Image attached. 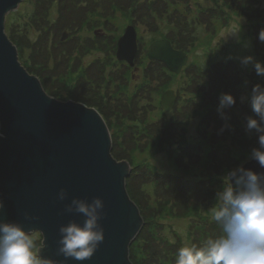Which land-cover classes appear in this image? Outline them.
<instances>
[{"label": "rangeland", "instance_id": "1", "mask_svg": "<svg viewBox=\"0 0 264 264\" xmlns=\"http://www.w3.org/2000/svg\"><path fill=\"white\" fill-rule=\"evenodd\" d=\"M38 1L41 0H24L14 12L9 13L12 14L9 22L11 31L20 33V36L13 34L14 39L12 38L17 44L20 58L32 74L42 79L50 93L61 95L64 101L74 100L68 98L73 96L77 98L76 100L97 107L107 118L111 135L116 137L120 135L121 138L122 135L124 137L132 135L138 138L136 141H133L135 138L127 141L118 140L114 147L119 153L132 155L131 163L126 161L128 165L149 166L153 170L152 173L158 177L168 175L178 177V181L189 178L198 182L203 181L206 178V171L213 167H209L210 158L225 154L227 158L216 166L223 172L219 176L223 180L232 169L231 166L241 164L240 156L244 155V159L250 158L252 149L259 148L257 133L255 130L248 131L246 123L248 117L258 119L252 112L249 96L253 86L257 84L264 86V76L256 74L253 63L245 65L241 61L250 56L253 62L264 65V41L259 39L260 32L264 31V0H176L175 3L179 5L178 9L183 14L188 8L185 14L188 27H182L180 35L181 46H185L188 52L185 53L187 63L178 74L168 71L163 66L164 75L152 76V85L155 86L149 85L144 88L140 100H133L131 96L145 78L146 70L143 68L148 60L147 48L156 40V25L157 33L161 36L159 39H165L164 36L168 34L166 28L167 30L168 27L171 28L169 25L163 27L164 31L160 25L162 21L159 16L163 11H155L151 5H142L144 0H136L137 3L140 2L135 5L138 6L136 8L143 10L148 7L153 12L144 20L132 23L130 14L134 5L125 6L120 2L122 10L117 9L112 13V8L116 6L105 4L104 0H97L96 3H93L94 0H87L78 5L81 14L77 16L75 13V18L68 19L62 29L42 31L41 27L35 28L34 25H30L28 19L30 20L32 14L45 16L48 11L49 23L54 25L57 20V8L50 6L51 1L46 0L47 4L42 11V7H38ZM146 1H154L158 6L157 0ZM161 2L163 1L160 0V6ZM171 5L174 3L170 4L169 8ZM71 7L63 6V10H69ZM193 17L197 18L200 24L191 25L189 20ZM217 17L216 23H209L210 18L212 22ZM128 25L132 26L136 33V54L141 50L146 57L142 65H139L140 57L136 58V55L132 67L116 60L117 41ZM25 29L29 38L21 35ZM113 40L116 41L114 51L111 48ZM142 41L144 44L139 46ZM221 56L225 59L222 93L216 95L213 80L211 86L206 85L205 88L202 86L209 82L207 76L200 78L197 84L188 82L190 79L194 80L192 76L197 73L196 68L211 67L210 69L214 70L218 67L220 64L218 58ZM115 61L121 63L115 65ZM120 72L124 77L118 75ZM92 75L103 76L104 79L93 78L89 81V76ZM162 81L168 84L161 89L159 85ZM184 84L188 87L185 88ZM167 90L173 91L174 102L172 107L165 111L160 102L162 94ZM222 94H230L236 101L232 107L224 111L225 115L232 113L237 117L235 130L225 129L221 132L223 125L216 121L218 119L215 110L218 109L219 97ZM203 98L209 99L206 107L207 116L199 107ZM129 99L132 104L128 102ZM186 100H191L187 116L183 111V107L188 104H183ZM136 110H139L140 114ZM177 113L185 116L180 114L175 118ZM112 138L114 139V136ZM190 144L198 146L195 152L186 150L185 146ZM211 148L219 151L212 152ZM219 152L223 154H218ZM139 173L138 171L136 174L133 173L130 180L132 182L128 184L127 180V184L130 193L138 202L143 223L147 225L150 222L155 229L158 223L162 227L160 234L165 236L170 244L178 243V249L186 243L191 244L189 225L198 220L191 221L172 214L171 209L168 210V204L158 207L157 200L160 199L147 188L156 180H147L144 174ZM217 184L222 186V182ZM219 189L218 187L213 191L209 190L201 197L196 196L201 202L200 205L207 203L204 209L201 208L203 210L198 217L201 214L211 217V209L214 207ZM142 227L145 229V226ZM31 234L36 241L37 249L41 244V237L38 233Z\"/></svg>", "mask_w": 264, "mask_h": 264}, {"label": "water", "instance_id": "2", "mask_svg": "<svg viewBox=\"0 0 264 264\" xmlns=\"http://www.w3.org/2000/svg\"><path fill=\"white\" fill-rule=\"evenodd\" d=\"M22 1L0 0V222H16L26 232L38 233L37 253L56 264H132L129 246L144 219L125 186L130 166L112 158L111 129L97 107L51 96L42 79L26 68L17 44L5 33L6 16ZM136 48V33L128 25L117 41L116 60L132 67ZM146 57L174 74L187 63L186 54L166 39L153 41ZM173 102V91H165L162 109L169 110ZM241 166L264 173L252 159ZM61 188L67 192L63 202L57 200ZM93 197L104 202L103 243L91 259L66 260L57 252L58 229L84 218L65 213L64 206L72 198L91 202Z\"/></svg>", "mask_w": 264, "mask_h": 264}, {"label": "clouds", "instance_id": "3", "mask_svg": "<svg viewBox=\"0 0 264 264\" xmlns=\"http://www.w3.org/2000/svg\"><path fill=\"white\" fill-rule=\"evenodd\" d=\"M238 31V30H237ZM236 31V32H237ZM264 41V31L259 34ZM241 63H253L258 76H264V65L245 57ZM230 94L219 97L218 113L227 121L224 109L235 104ZM252 112L258 117L247 118L248 131L255 130L259 148L251 151L250 159L264 168V86H253L249 96ZM230 128L227 122L220 129ZM67 199L61 188L57 200ZM216 204L211 209V218L219 226L221 235L207 239L202 245L185 244L176 254L174 264H264V173H256L238 166L223 177L221 188L215 196ZM4 207L0 201V210ZM64 212L83 216L82 223L70 220L58 229L57 252L66 260L85 261L91 259L104 240V229L100 221L104 218V202L93 197L91 202L72 198L64 206ZM35 220L36 217L25 216ZM33 235L16 222H0V264H56L42 258L36 251Z\"/></svg>", "mask_w": 264, "mask_h": 264}, {"label": "trees", "instance_id": "4", "mask_svg": "<svg viewBox=\"0 0 264 264\" xmlns=\"http://www.w3.org/2000/svg\"><path fill=\"white\" fill-rule=\"evenodd\" d=\"M51 3L49 4L50 6H54L56 9V15H57V20L54 22V25L52 23H49V19L48 17V11L47 14L45 16H43V14L41 15H33L30 17V20L28 19L27 22L30 23V25H34L35 28L36 26L41 27V30H45V31H59L60 29H62V27L66 26L67 20L74 17L77 14V16H79L81 14V9L80 7L78 8V5L87 2V0H50ZM158 1V6L154 3V1H146L144 0V2H142V5H151L155 11H163V14H161L160 19L162 22H160V25H162L163 27H167L168 25L171 27H168V30L166 28L167 31V35L164 36L165 39H167L169 41V43L171 44V46L176 49V50H180L183 51L184 53H188L187 49H185V46H181V40H180V35L182 32V27H188V21H187V16L185 15L188 11V8H186L185 13L183 14V12L178 9L179 5L175 3L176 0H161L163 1V3L161 2L162 6L159 5L160 0ZM39 2V1H38ZM97 0H94L93 3H96ZM122 2L125 6H133L134 5V9L132 10L131 14L132 18L131 21L132 23H136L137 21H139L140 19L144 20V18H147L148 16H150L153 11L150 10V8L145 7L143 10L141 8H136L138 6V3H140L138 1V3L136 2V0H104V3L110 6H116L112 8V13H114L115 11H117V9H121V7L119 6V3ZM174 3V5H171V8H169V5ZM47 2L46 0H41L39 2V6L38 7H42V11L44 10L45 6H46ZM131 4V5H130ZM66 5H71L72 7L69 10H63V6ZM141 9V10H139ZM122 10V9H121ZM41 11V12H42ZM76 13V14H75ZM219 14V13H218ZM12 14H8L5 18V33L8 36V38L10 39H14V35L16 34L14 31H11L9 22H10V16ZM8 18V20H7ZM166 22H165V19ZM153 19V18H152ZM211 19L209 20V23H216L218 20V17L215 19V21L211 22ZM191 22V25L193 23H199L200 21L197 22V18L193 17L189 20ZM40 24V25H38ZM52 24V25H51ZM54 27V28H53ZM165 28L164 31H165ZM158 29H157V25H156V40L159 39V37H161L160 35H158L157 33ZM18 35L20 33H17ZM16 34V35H17ZM13 35V36H12ZM15 35V37H16ZM17 35V36H18ZM22 36H27V30H23L21 32ZM20 36V35H19ZM45 36V33L43 32V37ZM28 37V36H27ZM155 37V36H154ZM163 37V36H162ZM29 38V37H28ZM27 38V40H28ZM155 39V38H154ZM153 39V40H154ZM29 41V40H28ZM110 42V41H107ZM115 40H113V42L111 43L112 46V50H115ZM30 43V41H29ZM32 44V43H30ZM144 44V42L142 41V43H139V46H142ZM141 49V47H140ZM139 49V50H140ZM140 57L139 61V65H142L143 60H145V55L144 53H141V50L139 51L138 54H136V58ZM230 57V55L228 54V58ZM219 60V66L216 67L214 70H211V67H194L196 68V74H194L192 77L194 78V80L190 79L188 80V82L190 84H197L199 83V79L207 76L209 79V82H206L205 84H203L202 86L205 88V86H211V82L213 80V84L214 85V92L216 93V95H218L219 93L223 92V75L225 73V59L224 56H221L218 58ZM121 63V62H116L115 61V65ZM164 65H162L159 62L156 61H149L146 60V64L145 67L143 69H145V78H143V80L140 82V85H138L135 88V92L132 93L133 96V100H140L142 98V90H144V88H146L147 86L152 85L153 84V80L151 79L153 75L160 77L162 75H164ZM163 69V70H162ZM150 71H152L153 73H150ZM118 75L120 77H124L123 73H118ZM93 78H101L104 79L103 76H96V75H92L89 76V81H92ZM108 79H111L110 77H107ZM220 78V79H219ZM108 81V80H107ZM240 81V78L238 79V82ZM168 83L167 82H160L159 87L165 88L166 85ZM185 85V84H184ZM188 87V86H187ZM185 85V88H187ZM185 88L183 90H185ZM160 89V88H159ZM51 96H56V98H60L61 99V95H55L53 93L50 94ZM68 98H74V100H76L77 98L75 97H68ZM209 99L207 98L204 99L203 101H201V105H199L201 111L203 113L206 112L205 116L208 115V112L206 111V107H208L207 101ZM191 100H186L183 104H186L183 107V111L184 113L188 114L191 106H190V102ZM131 104L132 102L129 101ZM137 104V102H136ZM227 109H224L223 111H226ZM139 113V110H136ZM101 112V111H100ZM216 114V118L218 120L216 121H220L222 123V125L224 126V124L227 122V124L230 125V128H226L227 130L233 129L235 130L236 128V118L235 116H233V114H226V116L228 117L227 121L221 120V116L219 117V113L217 111V108L215 110ZM228 113V112H227ZM140 114V113H139ZM181 113H177L176 117L177 118ZM185 114H181V116H185ZM101 116V115H100ZM204 116V117H205ZM215 116V115H214ZM236 120V121H235ZM178 123V122H177ZM178 126V125H176ZM163 128V127H162ZM111 138L114 136V139H111V143H112V147H111V151L110 154L112 156L113 159L116 160H121V161H127L128 163H131L132 161V155L130 156L128 153H119L117 149H114V147L116 146V144L118 143V140L120 141H124V140H129L132 138H135V136L132 135H125V137L122 135V138L120 137V135H118L116 137V135H110ZM130 137V138H129ZM116 138V139H115ZM121 138V139H120ZM138 138H135L133 141H136ZM198 146H193V145H186L185 148H187L186 150H191L192 152H195V149H197ZM117 148V147H116ZM181 149V148H180ZM211 151H219V150H215L213 148H211ZM223 152H219L218 154H220ZM226 157V155L224 154V156H214V159L211 157L210 158V162H209V167L213 166L211 168H209L206 172L205 175V179L199 180L197 182V180H193V179H183V180H177L178 177H170L168 175L165 176H161L158 177V175H156L155 173H152L153 170L150 169L149 166H132L131 164L130 166V172L129 175L127 176V179L125 180V186L126 189L128 188V184H130L131 178H132V174L138 171L140 172L139 174L142 175L144 174L145 178L147 180L151 179V180H156L152 182L151 187H147L149 190H151V192H153L156 197H158L160 200H157V206L160 207L162 205L168 204V210L171 209V213L172 214H176L180 217L189 219V220H198V222L196 221V223L194 224H190L189 228H190V238L189 241L191 242V244H195L197 246L202 245L207 239L209 238H216L219 235H221V231L219 226L212 220L211 217H208L206 215H202L198 217V215H200V211L204 209V206L207 204L205 203L204 205H200L199 200L196 199V196L201 197L203 194H205L207 191L211 190L213 191L215 188L218 189L221 188V186H218L217 183L219 182H223V180L219 177L220 172L216 167L219 166V163L222 162ZM241 160V164L240 165H234L231 166V168H236L238 166L243 165L245 162L251 160L250 158H245L244 159V155L243 157L240 156ZM219 173V175H218ZM136 177L133 176V179ZM156 178V179H155ZM164 179V180H161ZM215 178V179H214ZM127 180H128V184H127ZM212 180H214V183H212ZM135 181V180H134ZM215 184V185H213ZM214 186V189H212ZM218 186V187H216ZM130 187V186H129ZM133 199V198H132ZM131 199V201H132ZM157 199V198H156ZM134 200V199H133ZM134 203H137L135 201H133ZM164 202V203H162ZM216 204V202H215ZM214 204V206H215ZM203 208V209H201ZM158 214V213H156ZM143 226H145V229L143 227H141L139 233L137 234V236L133 239V241L131 242L130 246H129V260L132 264H174V260H175V254L178 250V243L176 244H170L167 239L165 238V236H162L160 234V230H161V226L157 223L156 224V229L154 227V225L152 226V224L149 222L147 225L145 223L142 224ZM151 226V227H149ZM149 228V229H148ZM156 230V231H155Z\"/></svg>", "mask_w": 264, "mask_h": 264}]
</instances>
